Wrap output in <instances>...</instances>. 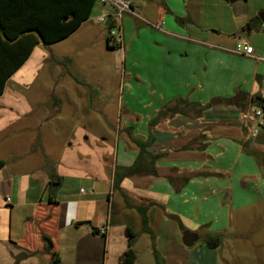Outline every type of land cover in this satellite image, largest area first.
Instances as JSON below:
<instances>
[{
  "label": "crops",
  "instance_id": "crops-1",
  "mask_svg": "<svg viewBox=\"0 0 264 264\" xmlns=\"http://www.w3.org/2000/svg\"><path fill=\"white\" fill-rule=\"evenodd\" d=\"M131 4L135 14L121 21L120 55L129 98L115 145L107 146L99 129H88L93 123L103 129L104 123L87 109V125L70 131L59 165H38L18 177L0 158V254L6 264H53L42 235L51 238L60 264H120L128 230L135 235V264H208L216 252L204 245L205 236L226 233L234 215L264 200V130L249 139L240 119L253 96L264 97L263 39L259 45L246 41L254 49L251 57L235 49V34L248 30L256 15L230 19L228 30H220L215 0ZM92 15L79 29L96 23L99 16ZM41 47L48 46L39 44L6 82L0 145L14 136L6 133L10 129L23 130L19 121L32 113L8 95V85L23 81ZM237 93L249 101L235 107ZM180 99L197 103L202 113L169 114L155 122ZM214 100L220 103L213 106ZM136 142L145 143L148 154L125 176L140 154ZM185 231L197 235L191 248L183 244Z\"/></svg>",
  "mask_w": 264,
  "mask_h": 264
},
{
  "label": "rangeland",
  "instance_id": "rangeland-1",
  "mask_svg": "<svg viewBox=\"0 0 264 264\" xmlns=\"http://www.w3.org/2000/svg\"><path fill=\"white\" fill-rule=\"evenodd\" d=\"M136 1L140 0H130L131 3ZM215 2V21L220 30H228L230 19L237 22L236 17L256 15L251 30L243 29L235 36L240 38L237 42L250 41L258 45L263 39L264 48V24L258 18L259 10H264V0H239L233 4L229 0ZM101 6L104 10L99 11L100 4H97L93 17L102 13L115 14L109 3ZM107 37L105 23L96 24L91 20L67 39L39 48L33 60L35 68L41 61L39 70L33 71L31 64L30 69L21 74L23 81L9 83V90L13 92L8 95L17 97L22 103L20 107L32 110L19 121L25 125L23 130L18 127L13 134L10 129L6 133L14 136L0 145V158L8 161L13 174L26 175L33 167L46 163L59 165L65 158L70 131L87 125L83 119L87 109L92 117L100 118L104 123L103 129L97 127V123L88 125V129L96 132L99 129L103 135L100 138H104L106 145H115L129 89L125 85L128 77L124 74V61L116 51L108 49ZM90 98L93 104L87 102ZM223 234L224 244L214 250L215 260L208 257L207 261L211 258L208 264H264V200L234 215L230 230ZM200 246L201 240L194 247ZM0 264H6L1 254ZM111 264H117V261Z\"/></svg>",
  "mask_w": 264,
  "mask_h": 264
},
{
  "label": "trees",
  "instance_id": "trees-1",
  "mask_svg": "<svg viewBox=\"0 0 264 264\" xmlns=\"http://www.w3.org/2000/svg\"><path fill=\"white\" fill-rule=\"evenodd\" d=\"M96 5L95 0H0V97L4 94L6 82L24 65L39 44L51 46L70 37L89 20ZM251 28V24L247 26L248 31ZM251 100L252 106L264 112V97L256 95ZM202 110L197 103L176 100L172 108L168 107L158 114L155 122L169 114L199 115ZM136 144L140 148L138 160L132 168L126 169L125 176L134 173L139 162L148 154L145 143ZM4 166L5 163L0 161V170ZM127 238L128 247L120 264H135V235L128 230ZM224 240V234H208L203 242L207 248L216 250L223 246ZM42 241L44 252L51 256L52 263L60 264L57 253L53 252L51 238L42 235Z\"/></svg>",
  "mask_w": 264,
  "mask_h": 264
},
{
  "label": "built area",
  "instance_id": "built-area-1",
  "mask_svg": "<svg viewBox=\"0 0 264 264\" xmlns=\"http://www.w3.org/2000/svg\"><path fill=\"white\" fill-rule=\"evenodd\" d=\"M95 2L96 4L100 5L110 3L114 8L115 14L113 16H108L102 13L98 18H96L95 21L98 24L105 23L106 25L107 18H112V21L110 23L111 27L109 29L110 45L120 56L124 50V39L122 34L121 21L124 14H135L132 4L130 0H95ZM236 48L239 54L248 57H251L254 52V49L249 46L246 41L238 42ZM240 119L248 132L249 139H257L260 135V132L264 130V112L260 108L254 107L252 105L247 106L241 112ZM81 192H83V190H81ZM6 202H10V199L7 198ZM106 229V226L101 227L99 233L101 235H104Z\"/></svg>",
  "mask_w": 264,
  "mask_h": 264
},
{
  "label": "water",
  "instance_id": "water-1",
  "mask_svg": "<svg viewBox=\"0 0 264 264\" xmlns=\"http://www.w3.org/2000/svg\"><path fill=\"white\" fill-rule=\"evenodd\" d=\"M237 0H229L230 4L235 3ZM260 21L264 24V12L260 13L258 15ZM112 18H110L107 23L106 26L108 27L111 23ZM249 101V97L248 95L244 94V93H237L233 99H232V103L235 107H238L241 103H245ZM251 104L253 103L252 100H250ZM220 103L219 100H214L211 102V104L213 106H216ZM197 241V235L194 233H191L189 231H185L183 233V244L186 248H191L193 247L194 243Z\"/></svg>",
  "mask_w": 264,
  "mask_h": 264
}]
</instances>
